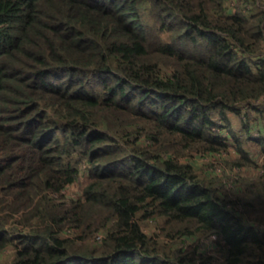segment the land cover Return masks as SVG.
I'll list each match as a JSON object with an SVG mask.
<instances>
[{
	"label": "trees",
	"instance_id": "obj_1",
	"mask_svg": "<svg viewBox=\"0 0 264 264\" xmlns=\"http://www.w3.org/2000/svg\"><path fill=\"white\" fill-rule=\"evenodd\" d=\"M0 264H264V0H0Z\"/></svg>",
	"mask_w": 264,
	"mask_h": 264
},
{
	"label": "rangeland",
	"instance_id": "obj_2",
	"mask_svg": "<svg viewBox=\"0 0 264 264\" xmlns=\"http://www.w3.org/2000/svg\"><path fill=\"white\" fill-rule=\"evenodd\" d=\"M232 5H234V4H232ZM237 122H238L237 118H235V123H237ZM253 149H254V152H256L257 158H259V160H260V157L258 156L257 148L253 147ZM251 171H253V170H251ZM251 171L249 170L248 172H251ZM82 182H83L82 185L81 184H74L73 186H70L68 188V190H67L68 194H79L81 189H82V187H83V184H84L85 180L83 179ZM4 259H7V257H4Z\"/></svg>",
	"mask_w": 264,
	"mask_h": 264
}]
</instances>
